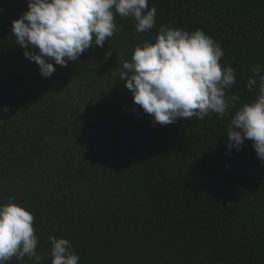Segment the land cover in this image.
Instances as JSON below:
<instances>
[{
  "label": "trees",
  "instance_id": "obj_1",
  "mask_svg": "<svg viewBox=\"0 0 264 264\" xmlns=\"http://www.w3.org/2000/svg\"><path fill=\"white\" fill-rule=\"evenodd\" d=\"M148 5L156 9L151 30L138 33L133 18L114 14L119 30L103 47L53 66L86 84L103 72L120 73L135 47L155 42L161 25L201 30L221 46L222 69H234L229 94L239 101L222 116L210 111L203 120L153 127L120 80L97 123L107 118L110 132L99 137L76 108L67 113L47 103L33 125L0 124V182L23 178L15 193L2 190L0 203L11 199L34 216L40 264H51L49 236L69 240L79 264H264V164L250 140L240 151L226 148L232 116L258 95L247 80L255 76L258 85L264 77V0ZM21 15L0 0L2 56L27 59L11 33ZM113 116H120L118 130Z\"/></svg>",
  "mask_w": 264,
  "mask_h": 264
},
{
  "label": "clouds",
  "instance_id": "obj_2",
  "mask_svg": "<svg viewBox=\"0 0 264 264\" xmlns=\"http://www.w3.org/2000/svg\"><path fill=\"white\" fill-rule=\"evenodd\" d=\"M114 14L135 20L138 33L155 25L156 9L148 0H27V11L13 20L11 33L23 55L34 61L39 73L50 77L55 65L67 67L92 46L103 47L117 28ZM224 53L219 44L201 30L192 33L161 25L154 43L135 47L131 61L122 63L120 80L132 94L134 105L151 116V126H166L177 119L203 120L209 112L223 115L239 101L230 95L236 83L231 66L221 67ZM261 66L252 71L258 74ZM249 91L258 87L251 103L243 104L226 129V148L240 151L251 141L257 158L264 164V77H250ZM34 216L11 199L0 203V264L13 257L33 264L44 258L37 254L38 238ZM51 264H79V256L64 238L49 236Z\"/></svg>",
  "mask_w": 264,
  "mask_h": 264
},
{
  "label": "rangeland",
  "instance_id": "obj_3",
  "mask_svg": "<svg viewBox=\"0 0 264 264\" xmlns=\"http://www.w3.org/2000/svg\"><path fill=\"white\" fill-rule=\"evenodd\" d=\"M10 8L20 12L27 10V0H10ZM48 78L39 73L34 61L19 57H5L0 54V124L15 122L21 126L33 125L45 104L63 107L68 113L69 107L76 108L91 124L94 135L109 134V120L98 125L102 116L104 102L120 81V73L110 70L95 75L86 84L71 81L60 69ZM115 127L120 126V116H113ZM23 178L8 176L0 182V194L8 189L15 193V188L22 185Z\"/></svg>",
  "mask_w": 264,
  "mask_h": 264
}]
</instances>
